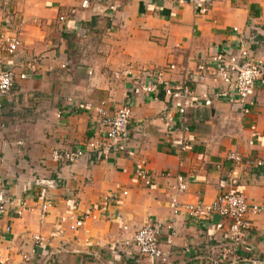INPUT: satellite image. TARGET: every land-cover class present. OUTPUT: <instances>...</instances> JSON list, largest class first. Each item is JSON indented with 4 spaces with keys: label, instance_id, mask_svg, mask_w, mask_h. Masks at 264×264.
Masks as SVG:
<instances>
[{
    "label": "crops",
    "instance_id": "1",
    "mask_svg": "<svg viewBox=\"0 0 264 264\" xmlns=\"http://www.w3.org/2000/svg\"><path fill=\"white\" fill-rule=\"evenodd\" d=\"M82 1L0 0V33L8 19L21 41L13 55L0 50L5 67L17 76L29 58L38 61L34 73L16 78L11 92L0 97V192L36 207L20 217L10 207L0 218V262L27 264V256L29 264H46L63 248L52 264H158L122 244L157 220L174 226L172 244H165L167 232L160 238L171 252L170 264H197L198 250L208 256V238L228 244L229 221L216 215L193 220L183 209L173 216L172 199L210 203L232 193L264 204V86L255 87L251 112L242 116L216 98L220 79L197 74L212 52L236 53L242 43L264 60V0H106L119 5L112 18L81 9ZM168 65L175 66L164 74L168 84L190 81L193 105L184 115L163 92L133 88L142 72L150 76ZM125 69L130 77L114 79ZM101 102L109 115L131 110L127 151L106 158L92 152L75 164L53 161L54 150L82 148L102 137L94 111ZM230 151L242 156L243 167L226 160ZM136 162L153 175L151 186L135 176ZM175 175L187 179L185 191L176 190ZM46 200L51 207L41 221L39 207ZM69 217L84 219L83 227L70 231ZM250 224L240 254L264 264V215L250 217ZM35 236L46 245L36 246Z\"/></svg>",
    "mask_w": 264,
    "mask_h": 264
},
{
    "label": "built area",
    "instance_id": "2",
    "mask_svg": "<svg viewBox=\"0 0 264 264\" xmlns=\"http://www.w3.org/2000/svg\"><path fill=\"white\" fill-rule=\"evenodd\" d=\"M152 1L166 3L170 0ZM80 7L81 9H90L95 15L112 18L119 5L109 3L106 0H84L81 2ZM206 11L205 7H200L201 13H205ZM70 13L74 14L75 9H71ZM59 20L63 21L64 18L60 17ZM9 22L8 19L4 21V28L0 33V50L8 55H13L20 46L21 41L17 33L12 30V25ZM37 66V59L31 57L23 64L22 71L16 76L14 71L5 67L4 61L0 58V97L6 96L11 92L16 78L20 80L26 79L28 73L36 71ZM174 69V65H168L161 71H154L150 76L144 71L133 80V88L148 94L163 92L165 97L172 101L173 108L177 109L181 115H184L186 109L193 105L190 81L188 78H184L174 85L168 84L164 79V74ZM91 74L92 71L89 70L88 75L90 76ZM197 74L199 78L215 76L220 79L222 90L216 95V98L230 103V105L240 110L242 116H246L251 112L250 106L253 105L251 96L255 87L264 86V60L252 56L248 47L242 43L236 53L225 50L212 52L205 62L197 66ZM130 76L131 72L128 69L114 73V79L116 80ZM142 78L144 79L142 80ZM146 78L149 79L148 82H146ZM205 104L210 105V102L207 101ZM104 106L105 102H101L100 105L94 108L99 118L102 137L90 139L82 148L54 150L51 152L53 161L64 164H75L92 152L96 153L99 157L106 158L113 152L127 151V127L131 118V110L128 107H121L113 115H109L105 111ZM85 107L88 108L87 105ZM181 131L187 132V126L183 125ZM226 160L235 166L243 167L242 156L236 151L228 152ZM261 164V162H256L257 166ZM134 174L145 187L152 185L153 175L144 169L142 162H136ZM164 177H170V174L165 173ZM174 179L176 181V190L178 192L185 191L187 179L182 175H175ZM38 184L46 185L48 188L54 187L52 181H39ZM106 200L113 202V199L110 197L106 198ZM10 207H13L11 213L15 217H20L24 212L36 209L34 205L29 206L26 199H20L15 202L11 196L0 192V218L9 215ZM50 207L51 203L49 200L43 202L39 207V219L41 221L45 219ZM169 208L173 216L177 215L180 209H183L193 220L204 221L212 215H216L229 221L226 231L228 244L220 246L218 243H214L215 241L212 238H208L205 241V252L208 256L200 255V250H198L197 255H195V259L198 260L197 264H259L256 261L242 258L240 250L249 236L251 229L250 217L264 215V204L249 203L243 195L226 193L218 196L210 203L198 200L194 203L180 205L176 199H172L169 202ZM69 218L73 221L69 225L70 231H77L83 227L84 219ZM67 219L68 217H63L60 220L61 222H66ZM124 230L127 231V228L125 227ZM164 232L168 233L165 244L169 246L175 237L173 223L172 221L164 222L157 220L146 223L140 229L133 232L122 244L134 246L140 255L152 258L158 264H170L171 252L165 250L160 242V238ZM33 241L38 247L46 245V241L40 236L33 237ZM65 250L59 248L52 252L53 259H51L53 262ZM52 260L51 262L48 260L46 264H52ZM23 261L29 264L30 258L23 256ZM0 264H11V261L7 258L3 262H0Z\"/></svg>",
    "mask_w": 264,
    "mask_h": 264
}]
</instances>
